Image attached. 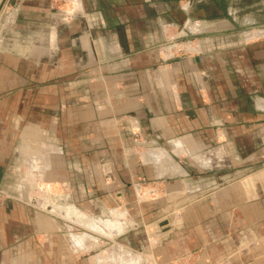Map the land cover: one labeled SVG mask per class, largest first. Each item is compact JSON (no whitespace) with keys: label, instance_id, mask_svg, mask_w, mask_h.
Segmentation results:
<instances>
[{"label":"crops","instance_id":"crops-1","mask_svg":"<svg viewBox=\"0 0 264 264\" xmlns=\"http://www.w3.org/2000/svg\"><path fill=\"white\" fill-rule=\"evenodd\" d=\"M142 176L143 213H180L150 261L264 264V0H5L0 264H114L90 252L112 218L41 203L133 214Z\"/></svg>","mask_w":264,"mask_h":264},{"label":"rangeland","instance_id":"rangeland-1","mask_svg":"<svg viewBox=\"0 0 264 264\" xmlns=\"http://www.w3.org/2000/svg\"><path fill=\"white\" fill-rule=\"evenodd\" d=\"M184 42H185V40L182 38H179V39L174 41V43L177 44L176 46H178L179 48L181 47V50L178 52H175V53H182ZM175 53L173 52L174 55H175ZM136 137H137V134H134V138H136ZM134 151H137V150H134ZM129 184L132 187L133 191H135V198L133 200L134 201V205H133L134 208L132 207L133 214H131L129 211H128L129 213H126L125 209L122 208L123 205L120 203L117 206L115 204L112 205V203H110V202H113V201L111 199L106 198V197L99 198V201H98L99 211L95 213L96 217L92 214H89L86 211L85 212L81 211L82 213L90 216L92 219L112 218L114 221H116V223L118 222V224H116L114 222V225L112 227L111 226H107V227L105 226V227L100 228V230H103L104 232L101 231V233L97 232L96 235L93 234L94 236H96L95 241H96V243L99 244V246H97L96 248H93V250H90V252H98L99 254L101 253V254L107 255L108 250L104 249V247L108 246L113 241H117V242L123 244L124 246L130 248L133 252H139V254L141 253V255L143 254V256H142L143 259H140L141 260L140 264H157L156 261L153 260V258H152L153 261H150L149 259L144 258V255H151L153 253L152 249L154 247H156V245L158 243H160V241L162 239V237H161L162 231H161V228L159 227L158 222L161 219L169 218L168 219L170 221L169 225H171V222L173 221V219L175 217H178L180 215V213L177 211L178 209H176L174 211H170L169 213L162 214V215L153 214V212L143 213L141 207L138 205L141 201L140 198L143 195H145L143 193H140V190H142V189L147 190V192L150 193L154 197L157 196L158 193L163 192L164 182H162L160 179H155V178L147 179L146 177L142 176L136 180H130ZM4 198H5V194L0 189V203L3 202ZM45 199H46V197L43 198V201L41 204H45ZM52 199H57V203L61 204V205L68 204L71 202L70 199H68L67 201L60 200L58 198H53V197H52ZM26 201H29L32 204L35 203L34 199L26 200ZM84 201H85L84 205L88 204V202L90 203V199H84ZM120 206H121V208H120ZM74 207H75V205H74ZM130 208L131 207L129 206V209ZM110 209H111V211H110ZM122 210H124L125 212H124V215L120 216L117 212L122 211ZM78 211L80 212V209H78ZM54 213H56V212H54ZM61 216H63V215H61ZM130 217L132 218V222H130L131 221ZM66 218L69 221L72 220L74 222H77V221L70 219L68 217H66ZM170 218H171V220H170ZM78 223L82 224L81 222H78ZM84 225L85 224H83V227H84ZM121 225L123 226V229H120ZM73 227H74V229H72V231L77 230V229H75V225ZM124 231H126V232L123 235ZM109 235H111V236H109ZM111 237L113 239H111ZM151 242L152 243L154 242V243L152 244ZM140 244H142V246L140 247L141 249L138 248V246ZM114 246L115 245H113V247ZM116 246H117V250H118L119 247H118V245H116ZM122 247L120 246V248H122ZM190 259H191V256H188L184 261L178 262L177 264H188V263H190ZM102 264H104V261L102 262Z\"/></svg>","mask_w":264,"mask_h":264},{"label":"bare ground","instance_id":"bare-ground-1","mask_svg":"<svg viewBox=\"0 0 264 264\" xmlns=\"http://www.w3.org/2000/svg\"><path fill=\"white\" fill-rule=\"evenodd\" d=\"M62 208H63V211L65 212V217H68V218H70V219H73V220H75V221H77V219L75 218H72V217H69L68 215L69 214H71V211H73L74 210V208L72 207V206H70V205H67V207H66V205L65 206H63L62 205ZM120 214V213H119ZM83 216V220H82V224H85V225H88V224H90L91 223V221H92V218L90 217L89 219H84V216H87L86 214H80V213H74V217H77L78 218V221H80L81 220V217ZM109 222H111V221H109ZM111 223H113V222H111ZM115 223H116V221H115ZM108 224V223H107ZM116 224H118V222L116 223ZM111 225V224H110ZM114 225V223L112 224V226ZM111 226V227H112ZM110 227V228H111ZM123 228V226H121V228L120 229H122ZM119 229V228H118ZM119 229V230H120ZM150 229V228H149ZM95 231H97V232H99V233H101V231H103V230H96L95 229ZM96 232V233H97ZM104 232V231H103ZM103 234V233H102ZM106 234V233H105ZM109 236H111V235H109ZM104 237V236H103ZM108 237V236H107ZM151 237V236H150ZM111 239H113L112 237H111ZM110 239V240H111ZM113 243V242H112ZM115 243V242H114ZM152 243V242H151ZM111 245V244H110ZM119 245V244H118ZM116 246V245H115ZM112 247H113V244H112ZM117 247V246H116ZM123 248V247H122ZM102 249V248H101ZM106 249H108V248H106ZM109 253V256L114 260L113 262H115L114 264H134V263H136V264H140V259H143V254L142 255H140V254H137L136 252H133V251H128V250H123V249H121V248H119V250H117V249H114V248H111V250L108 252ZM105 256V255H104ZM95 257H98V256H95ZM100 257V256H99ZM99 257H98V260H100L99 259ZM101 257H103V255L101 256ZM105 258V257H104ZM144 258H147V255H144ZM148 259V258H147ZM97 260V259H96ZM97 260V261H98ZM103 260V259H102ZM101 260V263L103 262ZM105 260V259H104ZM108 259H107V257H106V260L105 261H107ZM96 261V262H97ZM98 262H100V261H98ZM108 262V261H107ZM107 262H104V264H106ZM110 263V262H109ZM108 263V264H109ZM97 264H100V263H97ZM112 264V263H111Z\"/></svg>","mask_w":264,"mask_h":264},{"label":"water","instance_id":"water-1","mask_svg":"<svg viewBox=\"0 0 264 264\" xmlns=\"http://www.w3.org/2000/svg\"><path fill=\"white\" fill-rule=\"evenodd\" d=\"M5 2V0H0V9L3 5V3ZM45 207L50 210V211H53V212H56V213H59L60 215H65V212L63 211V208H62V205L61 204H58L57 203V199H52V197L48 196L46 197L45 199ZM74 213H79V211L77 209H74L73 211H71V214H69L68 216L69 217H72V218H76L77 219V222H81L82 223V218L83 216L81 217V220L78 221V218L77 217H74ZM90 217L87 215V216H84V219H89ZM169 218H164V219H161L158 224H159V227L161 228V230H165L166 228H170L171 225H169L168 227V224H170Z\"/></svg>","mask_w":264,"mask_h":264},{"label":"built area","instance_id":"built-area-1","mask_svg":"<svg viewBox=\"0 0 264 264\" xmlns=\"http://www.w3.org/2000/svg\"><path fill=\"white\" fill-rule=\"evenodd\" d=\"M177 44H175L174 46H173V50L175 51V52H178V51H180L181 50V47L179 48L178 46H176Z\"/></svg>","mask_w":264,"mask_h":264}]
</instances>
